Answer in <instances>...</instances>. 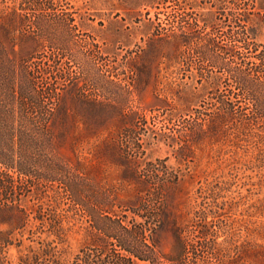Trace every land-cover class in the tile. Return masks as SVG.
I'll return each instance as SVG.
<instances>
[{
	"label": "trees",
	"instance_id": "1",
	"mask_svg": "<svg viewBox=\"0 0 264 264\" xmlns=\"http://www.w3.org/2000/svg\"><path fill=\"white\" fill-rule=\"evenodd\" d=\"M73 3L0 0V264H264V200L240 239L228 179L264 168V0H135L151 35L105 71L93 57L96 94L59 56L37 58L43 24L85 18ZM141 90L176 161L227 174L191 192L189 170L148 160L124 127Z\"/></svg>",
	"mask_w": 264,
	"mask_h": 264
},
{
	"label": "rangeland",
	"instance_id": "2",
	"mask_svg": "<svg viewBox=\"0 0 264 264\" xmlns=\"http://www.w3.org/2000/svg\"><path fill=\"white\" fill-rule=\"evenodd\" d=\"M135 0H76L73 3L74 8L71 12L83 14L84 19H79L69 26H58L52 23H46L44 26L45 35L41 40L44 46L37 55V58L50 59L59 56L67 68L69 74L75 81L77 78L84 86V90L96 94V88L89 79L93 75L90 71L92 64L99 66L100 69L106 70L114 57L120 60L124 56L134 54L138 47L142 48L147 43L152 27L145 20L143 9L134 6ZM154 10H151V16ZM31 22L33 23L32 19ZM79 23H82L79 25ZM77 28L73 34V40L67 39L65 32ZM26 31L30 33H39L38 29L31 24H27ZM61 43L62 49H52L53 40L64 41ZM263 41L264 34L258 38ZM68 41V43H67ZM100 56V61H95L93 57ZM84 80L88 81L86 84ZM108 96H106V99ZM110 97V96H109ZM125 100V96H124ZM126 112L129 117L124 127L133 131V136L140 139L145 156L148 160L167 159V165L172 168L180 167L184 173L190 171L194 176V183L186 186L191 192L195 189L196 181L203 182L204 179L210 181L212 177L227 174V169L222 165L218 167L219 162L208 161L203 155L200 160L192 162H178L172 156L171 151L162 143L157 142L160 139V133L165 129V122L161 117V108L157 105L150 90H141L138 94L131 93L125 104ZM114 119L112 120V123ZM121 127H123L121 125ZM226 158V157H225ZM233 173L230 182V190L236 208L231 218H233L235 227H240V239H246L245 228L250 222L255 221L251 216L254 213L253 206L258 200H264V168H253L245 170L239 168ZM118 176H113L117 181ZM187 180V178H186ZM240 193V197L237 195ZM234 209V208H233ZM80 239L73 237L70 241L73 250L79 246Z\"/></svg>",
	"mask_w": 264,
	"mask_h": 264
}]
</instances>
